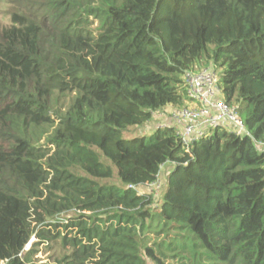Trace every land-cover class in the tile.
Wrapping results in <instances>:
<instances>
[{"label":"trees","instance_id":"trees-1","mask_svg":"<svg viewBox=\"0 0 264 264\" xmlns=\"http://www.w3.org/2000/svg\"><path fill=\"white\" fill-rule=\"evenodd\" d=\"M4 12L0 264H31L41 243L62 250L52 264H264V0ZM208 66L249 134L220 125L185 143L172 113L185 74ZM164 108L171 124L123 137ZM166 164L157 199L146 189Z\"/></svg>","mask_w":264,"mask_h":264},{"label":"built area","instance_id":"built-area-1","mask_svg":"<svg viewBox=\"0 0 264 264\" xmlns=\"http://www.w3.org/2000/svg\"><path fill=\"white\" fill-rule=\"evenodd\" d=\"M217 70L211 66L185 74L188 105L172 113L181 122L179 135L188 143L220 125L230 128L238 135H248L245 124L237 112V106L225 101L218 85Z\"/></svg>","mask_w":264,"mask_h":264},{"label":"rangeland","instance_id":"rangeland-1","mask_svg":"<svg viewBox=\"0 0 264 264\" xmlns=\"http://www.w3.org/2000/svg\"><path fill=\"white\" fill-rule=\"evenodd\" d=\"M5 0H0V23H6L7 22V16L5 15ZM217 77H218V85L219 87H222V82H221V74L218 72L217 73ZM189 102H185L183 103V105H188ZM167 108H164L163 110L157 112L154 114L152 120L149 122V124L141 127V128H136L133 129L129 132L124 133L123 137L124 138H129L130 136H137V137H145L148 138L153 131L156 129L157 126H163L164 124H171L169 118H166L167 116ZM166 115V116H165ZM240 116V115H239ZM243 118V117H241ZM243 120V119H242ZM244 121V120H243ZM264 148V147H263ZM171 165L170 164H166L163 168L162 171L158 177V183L153 184L152 186H149L146 189V192H151L152 189L156 190L154 193L157 197V199H159V191L161 190V187L165 181V176L167 175L168 171L170 170ZM110 182L113 183H117L118 184V180L116 178L115 175L112 176V179L110 180ZM72 212H67L64 214H61L57 219L59 221H64L66 220V218L69 216H72ZM68 217V218H69ZM36 238L32 237L28 246L26 247V249H28V247L31 245L32 242H35ZM62 250L59 248L58 244H53L51 245V247L46 246V244H39L38 246H36V251L33 252L32 254V263L31 264H52L55 260L56 257H58L61 254Z\"/></svg>","mask_w":264,"mask_h":264}]
</instances>
